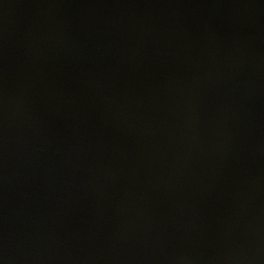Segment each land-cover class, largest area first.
I'll return each mask as SVG.
<instances>
[{"label":"water","instance_id":"obj_1","mask_svg":"<svg viewBox=\"0 0 264 264\" xmlns=\"http://www.w3.org/2000/svg\"><path fill=\"white\" fill-rule=\"evenodd\" d=\"M0 264H264V0H0Z\"/></svg>","mask_w":264,"mask_h":264}]
</instances>
